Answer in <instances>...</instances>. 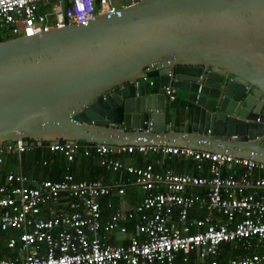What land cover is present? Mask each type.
<instances>
[{
    "label": "water",
    "instance_id": "1",
    "mask_svg": "<svg viewBox=\"0 0 264 264\" xmlns=\"http://www.w3.org/2000/svg\"><path fill=\"white\" fill-rule=\"evenodd\" d=\"M124 3L0 41V146L165 144L264 163V0Z\"/></svg>",
    "mask_w": 264,
    "mask_h": 264
},
{
    "label": "built area",
    "instance_id": "2",
    "mask_svg": "<svg viewBox=\"0 0 264 264\" xmlns=\"http://www.w3.org/2000/svg\"><path fill=\"white\" fill-rule=\"evenodd\" d=\"M124 6V0H0V27L15 36H30L54 27L85 24L98 13L114 14ZM146 81L155 84L150 78ZM165 89L167 98L175 100L174 88ZM30 146L24 139L0 146V236L10 228L20 231L18 239L10 237L6 242L8 248L17 246L15 257H2L0 264H174L180 251H195L199 264H264V163L165 144L114 146L74 140L47 144L49 151L61 153L70 162L82 151L107 169L134 176L146 193L142 200L131 210L113 212L103 220L100 199L113 189L100 179H76L70 172L58 180L36 179L21 171L2 177L3 153L20 158ZM134 151L191 158L200 169L207 163L209 174L157 171L151 164H124L115 156ZM233 166L240 169L238 175L223 174L224 167ZM256 171L263 174L256 176ZM160 185L164 190H158ZM198 186L204 188L203 194L188 192ZM249 188L253 191L244 193ZM124 191L122 186L116 189L121 195ZM63 193L73 198L71 213L55 210ZM42 205L51 207L49 217L40 216ZM194 207L203 213L192 216ZM136 216L134 228L139 235L131 233L121 244L104 239L102 233H125L124 222ZM229 242L250 252L219 260L221 245Z\"/></svg>",
    "mask_w": 264,
    "mask_h": 264
},
{
    "label": "crops",
    "instance_id": "3",
    "mask_svg": "<svg viewBox=\"0 0 264 264\" xmlns=\"http://www.w3.org/2000/svg\"><path fill=\"white\" fill-rule=\"evenodd\" d=\"M153 86L148 85L147 91L148 92L152 91ZM169 101L172 103V105L177 104L178 102L177 96L175 100L169 99ZM174 123H178V122L172 121V125ZM37 146L42 147V145H37ZM44 149L48 151L49 158L43 159L42 161L43 165L53 166V162L55 161L56 156H58L59 159L62 158L61 156H63V158L65 157L59 152L49 151L47 147H45ZM59 154H61V156ZM12 155H13V158H12ZM115 156H118V158L124 164H129V165H134V166H139L138 165L139 163L142 164L141 166L146 165V164H151L153 168L157 171L170 170L175 173H193L196 175H205V176L209 174L207 170V165L206 167L203 165L202 168L200 169L197 167V164L193 159L189 158L187 160H182V158H186V157H175V156L163 157L162 155H158L157 157L156 154H152L149 152L139 153L137 151H134L132 153L116 154ZM11 158H12V163H10ZM64 159H66V157ZM3 160H4L3 169L5 173L9 171H12V172L21 171L30 177H33L36 179H45L44 177H42L41 171H38L28 161L26 162V159L24 161L25 162L24 164L21 161V156L19 158V156L16 153L15 154L10 153V152L3 153ZM62 162L63 163H61L60 166L57 165L55 167V169L53 170L52 177L59 176L62 178V176L66 172H70L73 175L75 173L77 176L81 177L77 179L91 180V177H93L96 173L97 164H98L97 163L98 161L96 162L95 160H92L90 156L84 155L82 151H78L73 161L70 162L66 159L65 161L62 160ZM23 170L26 171L27 173L24 172ZM71 170H73L74 173L71 172ZM224 171H228V173L233 172L235 175H238L240 172V169L239 168L229 169V168L224 167L223 172ZM256 172H259V171H256ZM253 174L255 175V172ZM260 175H261L260 172L258 173V175L256 174V176H260ZM92 179H100L103 183L109 185L113 189L112 193L107 196H109L111 199L112 198L115 199L116 201L114 202L116 204H114L111 199L109 200V202H111L110 209H115L114 212L116 211L126 212L128 210H131L132 208L135 207V205H137L142 200V198L146 194L140 188V186L135 182L134 176L124 171L102 172V174L99 177L92 178ZM119 186H122L125 189L124 194L122 195L116 192V189ZM158 190H164V186L160 185ZM200 190H202V193H200ZM203 191H204V188L200 186L194 187L193 189L188 190L189 193L198 192L200 194H203L204 193ZM67 196L68 195H66L65 193L60 195L59 203L56 205L57 207H55L57 213L67 214V213H71L74 210V208L72 207V204L68 203ZM175 209H177V207H174V210ZM193 209H199V210H196L197 212L203 211L201 210V208H198V207H194ZM50 210L52 209L49 205H42L40 216L49 217L51 215ZM107 218H103V214H102V219L105 220ZM132 220L135 223V221L137 220V216ZM130 221L131 220L128 219L124 223L126 224V222H130ZM134 233L139 235V233H137L135 228H134ZM129 234L131 233H129L128 230L125 233H120L114 230L111 232H107L106 234L102 233V235L104 236V239L108 240V242L111 244H121L122 240H124V243H126Z\"/></svg>",
    "mask_w": 264,
    "mask_h": 264
},
{
    "label": "trees",
    "instance_id": "4",
    "mask_svg": "<svg viewBox=\"0 0 264 264\" xmlns=\"http://www.w3.org/2000/svg\"><path fill=\"white\" fill-rule=\"evenodd\" d=\"M13 37H16V36L14 34H12L8 29H6L5 27H0V41L6 40V39H10V38H13ZM152 89L153 90L157 89V84L156 83H155V85L153 86ZM175 94H176V92H175ZM26 142L29 145H31V146H30V148L28 150H26L24 153H22L21 161L25 164L24 161L26 159V162L28 161L38 171L42 172L41 174H42V177H44V178H48V179H51V180L60 179L61 177H59V176L52 177V174H53V170L55 169V167L57 165L60 166L61 163H63L62 160L63 161L66 160V159H64L65 157L63 158V156H61V154H59L62 158L59 159V157L56 156L55 161L53 162V166L43 165V163H42L43 159L44 158H49L48 151L46 149H42L41 146L34 145V144H36L35 140L29 139V140H26ZM90 158L97 162L96 158H94L92 156H90ZM187 159H189V158H182V160H187ZM138 165L141 166L142 164L139 163ZM203 165L205 167H206V165L208 166L207 163L203 164ZM2 170H3V172H2V177H3V175L5 173L4 169H3V164H2ZM110 171H112V170L107 169L105 166H102V165H100L98 163L97 164L96 173H95V175L93 177H91V179L99 177L102 174V172H110ZM24 172H26V171H24ZM71 172H73V170H71ZM227 173H228V171H224L223 172V174H227ZM258 173L259 172H256L255 174L258 175ZM262 174L263 173H261V175ZM74 175H75L76 179L77 178H81V177L77 176L75 173H74ZM2 177H1V179H2ZM249 191H253V189H250V188L246 189V190H244V193L245 192H249ZM261 191L264 192V189H261ZM200 193H202V190H200ZM67 199H68V203L72 204L73 198L70 197V196H67ZM110 199L111 198L109 196H104V197H101V199H100L101 211H102V214H103V218H107L111 212L115 211V209H110V207L107 206V203H109ZM111 200L113 201V203L116 202L115 199H113V198ZM114 204H116V203H114ZM196 210H199V209H192L191 210V215L192 216H200L203 213V211L197 212ZM126 225H127L128 232L129 233H134V221L131 220L130 222H126ZM19 233L20 232L18 230L14 229V228H10V229H7V230L3 231L2 235L0 236V258L3 257V258H7V259H13L15 257L14 255H16V253H17V246L15 248H13V249L8 248L6 246V242L9 240L10 237H15V238L18 239L19 238ZM121 242L124 243V240H122ZM234 245L235 244L232 243V242L225 243V244L221 245L219 253L217 254L216 257L219 260H224V259H227V258H229L231 256H234V255H237V254H247V253L250 252V251L242 250L240 248V246L239 247H235ZM184 256L188 257L187 261L183 260ZM199 263H200V261H199L195 251H190L187 254L184 253L183 251H180V252L177 253L176 259L174 261V264H199Z\"/></svg>",
    "mask_w": 264,
    "mask_h": 264
},
{
    "label": "rangeland",
    "instance_id": "5",
    "mask_svg": "<svg viewBox=\"0 0 264 264\" xmlns=\"http://www.w3.org/2000/svg\"><path fill=\"white\" fill-rule=\"evenodd\" d=\"M179 95H185V93H183V92H179L178 96H179ZM246 102L249 103L250 105H253V104H254V102H255V98H254V96H253L251 93H248V94H247V96H246ZM172 107H173V105H172ZM172 107H171V108H172ZM9 155H11V154H9ZM12 158H13V155H12ZM12 158H11L10 163H12Z\"/></svg>",
    "mask_w": 264,
    "mask_h": 264
}]
</instances>
